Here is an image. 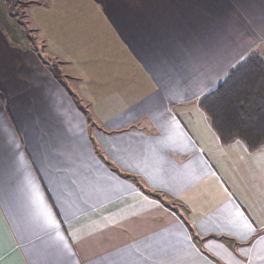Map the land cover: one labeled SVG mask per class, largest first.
<instances>
[{
	"label": "crops",
	"instance_id": "obj_1",
	"mask_svg": "<svg viewBox=\"0 0 264 264\" xmlns=\"http://www.w3.org/2000/svg\"><path fill=\"white\" fill-rule=\"evenodd\" d=\"M17 1L37 40L0 8V264H264V148L199 109L264 61V0Z\"/></svg>",
	"mask_w": 264,
	"mask_h": 264
},
{
	"label": "trees",
	"instance_id": "obj_2",
	"mask_svg": "<svg viewBox=\"0 0 264 264\" xmlns=\"http://www.w3.org/2000/svg\"><path fill=\"white\" fill-rule=\"evenodd\" d=\"M42 59L61 80L56 62ZM199 109L221 144L238 141L249 151L264 148L263 61L252 55L238 63L215 90L200 100Z\"/></svg>",
	"mask_w": 264,
	"mask_h": 264
},
{
	"label": "rangeland",
	"instance_id": "obj_3",
	"mask_svg": "<svg viewBox=\"0 0 264 264\" xmlns=\"http://www.w3.org/2000/svg\"><path fill=\"white\" fill-rule=\"evenodd\" d=\"M4 1V2H3ZM16 2H19V1H17V0H0V8H4V9H8V12L10 13V14H12L13 16V18L11 17L10 18V20H12V21H14V26H15V28H16V30H18L22 35H24L25 37H30L33 41H35L36 42V40H37V37H36V35L34 34V32L32 33V30H31V26L29 27V28H27V24L25 23V22H27V21H24V20H21L20 21V19H22L23 18V14L24 13H22L23 11H24V9H23V7L22 6H20V4L19 3H16ZM19 4V5H18ZM26 6H29V4H25ZM26 14V13H25ZM24 19H25V17H24ZM26 20V19H25ZM3 25L5 26L6 25V23H5V20L3 21ZM15 30V31H16ZM10 31L12 32V30L10 29ZM37 46L40 48V50H42V46L40 45V44H37ZM252 55H255L253 52L252 53H250L249 54V56H252ZM248 56V57H249ZM255 56H257V55H255ZM248 57H246V58H248ZM258 57V56H257ZM260 57V56H259ZM262 57H264V53H263V56ZM246 58H244V59H246ZM243 59V60H244ZM261 59V58H260ZM264 59V58H263ZM243 60H241V61H239L238 63H240V62H242ZM237 63V64H238ZM263 63H264V61H263ZM236 64V65H237ZM235 65V66H236Z\"/></svg>",
	"mask_w": 264,
	"mask_h": 264
}]
</instances>
